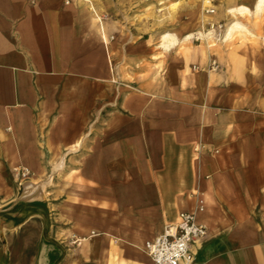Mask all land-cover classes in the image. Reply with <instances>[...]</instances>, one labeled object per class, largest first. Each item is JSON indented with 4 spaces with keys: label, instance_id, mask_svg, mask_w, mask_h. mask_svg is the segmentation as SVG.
Returning a JSON list of instances; mask_svg holds the SVG:
<instances>
[{
    "label": "crops",
    "instance_id": "crops-1",
    "mask_svg": "<svg viewBox=\"0 0 264 264\" xmlns=\"http://www.w3.org/2000/svg\"><path fill=\"white\" fill-rule=\"evenodd\" d=\"M259 1L208 0L219 34L154 42L87 0H0V264L28 225L29 264H151L146 242L199 199L190 264H264Z\"/></svg>",
    "mask_w": 264,
    "mask_h": 264
},
{
    "label": "rangeland",
    "instance_id": "rangeland-1",
    "mask_svg": "<svg viewBox=\"0 0 264 264\" xmlns=\"http://www.w3.org/2000/svg\"><path fill=\"white\" fill-rule=\"evenodd\" d=\"M87 2L95 7L104 20L109 22L121 20L123 24L119 25L123 26L124 31L120 36L129 33L127 29L129 24H143L141 27L137 26V34L154 42L166 34L175 33L174 29L180 24H210L212 28H218V34L223 24L209 21L208 14L211 13L209 10L213 8L205 0H87ZM148 26H151V29ZM145 28L147 31H144ZM30 190L24 191L23 196L29 195ZM40 231V225L38 227L28 225L24 233L21 232L19 239L17 237L12 239L9 254L7 253L10 264H29L28 260L36 251Z\"/></svg>",
    "mask_w": 264,
    "mask_h": 264
},
{
    "label": "built area",
    "instance_id": "built-area-1",
    "mask_svg": "<svg viewBox=\"0 0 264 264\" xmlns=\"http://www.w3.org/2000/svg\"><path fill=\"white\" fill-rule=\"evenodd\" d=\"M211 13L214 9L209 10ZM213 66H217L215 61ZM18 180L30 178L33 174L28 167H14ZM204 209L202 199L198 200L195 211H183L176 222L168 223L160 235L146 242L145 250L151 264H190L193 261L191 247L207 235V228L197 221L196 212Z\"/></svg>",
    "mask_w": 264,
    "mask_h": 264
},
{
    "label": "bare ground",
    "instance_id": "bare-ground-1",
    "mask_svg": "<svg viewBox=\"0 0 264 264\" xmlns=\"http://www.w3.org/2000/svg\"><path fill=\"white\" fill-rule=\"evenodd\" d=\"M264 0H260L259 1V5H261V3L263 2ZM205 2L207 3L208 2V0H205ZM257 6V5H256ZM240 8H242V6L240 7ZM232 30V29H231ZM190 35V34H189ZM172 37V36H171ZM188 38V37H187ZM173 39V38H172ZM171 39V40H172ZM190 41V40H189ZM173 42H175V39H174V41ZM196 47V46H195ZM33 187V186H32ZM32 190V189H31ZM31 190L28 192V194H31L30 192H31ZM36 196V195H35ZM37 198V197H36ZM31 206V205H30ZM27 207V206H26ZM33 207H35V206H33ZM46 214V213H45ZM43 215V214H42ZM45 217V216H44ZM46 223V222H45ZM46 226V225H45Z\"/></svg>",
    "mask_w": 264,
    "mask_h": 264
}]
</instances>
